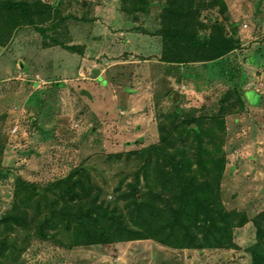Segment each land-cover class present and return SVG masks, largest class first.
<instances>
[{
  "label": "rangeland",
  "instance_id": "374dc122",
  "mask_svg": "<svg viewBox=\"0 0 264 264\" xmlns=\"http://www.w3.org/2000/svg\"><path fill=\"white\" fill-rule=\"evenodd\" d=\"M164 1L0 0L50 13L12 26L0 8V219L26 221L0 223V264H251L264 253V0H173L178 32L234 48L205 62L130 58L107 34L120 25L112 9L136 11L120 8L121 27L155 34ZM205 184L247 218L231 227L236 248L84 244V216L133 228L135 203L192 212Z\"/></svg>",
  "mask_w": 264,
  "mask_h": 264
},
{
  "label": "trees",
  "instance_id": "16d2710c",
  "mask_svg": "<svg viewBox=\"0 0 264 264\" xmlns=\"http://www.w3.org/2000/svg\"><path fill=\"white\" fill-rule=\"evenodd\" d=\"M171 1L173 0H165L161 4L162 11L159 12L160 28L157 30V34L162 41V61L175 63L212 61L234 48L233 42L221 34L211 35L206 42H202L197 40L192 33L178 32L176 24L173 22L176 15H183L185 11H169ZM0 8L8 10L6 16L12 20V26L42 22L50 16L47 11L48 6L40 2L33 5L5 2L0 5ZM120 8L125 9L123 12L126 13L136 12L126 11L124 7ZM169 24L176 32L174 29L172 31L167 29L166 26ZM171 38L173 43H171ZM168 44L176 49V56L173 58H169L167 55ZM173 96L174 108L176 112H179L177 99L179 94L174 93ZM210 194V187L206 184L203 187H198L197 195L192 202L194 207L192 212L187 211L186 201H182L176 208L168 207L165 210L166 217L162 216L164 210L161 207H155L149 200L143 199L135 203L133 228L127 227L121 221L114 224L111 229L95 227L92 218L84 216V225H82L84 227V244L152 238L160 243L182 248H236L237 245L230 232L231 227L243 225L247 218L243 213L224 210L217 198H212ZM16 212L9 211L1 217L0 223L7 227L12 224L25 226V217L17 215ZM251 259V264H264V253L254 251Z\"/></svg>",
  "mask_w": 264,
  "mask_h": 264
},
{
  "label": "crops",
  "instance_id": "0c3cea01",
  "mask_svg": "<svg viewBox=\"0 0 264 264\" xmlns=\"http://www.w3.org/2000/svg\"><path fill=\"white\" fill-rule=\"evenodd\" d=\"M112 11L115 12L114 21H119L120 25H118V27H115L112 32L107 31L108 35H112L113 39L111 38V40L115 42L119 41L120 43H122V51L129 53L130 58L141 57L144 59L143 61H147V58L151 57L153 59L158 58L159 61H162V41L161 37L157 34V32L155 34H148L129 30L126 28V26L121 27V24L126 25L127 22L130 20L128 15H126L122 12V10H120L119 5H117L116 8L114 6V9H112ZM89 51H91L89 50V47L85 46L84 55L88 56V54H93ZM207 72H209V70ZM202 75L205 76L206 74L203 73Z\"/></svg>",
  "mask_w": 264,
  "mask_h": 264
}]
</instances>
